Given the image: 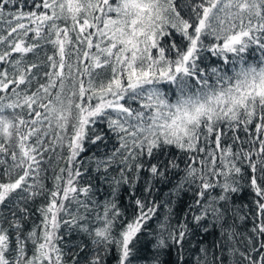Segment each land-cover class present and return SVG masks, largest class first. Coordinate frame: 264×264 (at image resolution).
Instances as JSON below:
<instances>
[{
	"label": "snow or ice",
	"instance_id": "snow-or-ice-1",
	"mask_svg": "<svg viewBox=\"0 0 264 264\" xmlns=\"http://www.w3.org/2000/svg\"><path fill=\"white\" fill-rule=\"evenodd\" d=\"M0 264H264V0H0Z\"/></svg>",
	"mask_w": 264,
	"mask_h": 264
},
{
	"label": "trees",
	"instance_id": "trees-1",
	"mask_svg": "<svg viewBox=\"0 0 264 264\" xmlns=\"http://www.w3.org/2000/svg\"><path fill=\"white\" fill-rule=\"evenodd\" d=\"M28 3L30 4L31 3V0H28ZM49 185H50V181H49ZM160 190L161 192H164V191H167V188L165 186H160ZM189 197H185V203H187ZM250 197L247 196V194H244L243 196V201L244 203H248ZM184 211V205H180L179 208H178V212L182 213ZM249 227H250V224H249ZM219 237V233L218 232H213L212 234H209L205 237V241L207 243H210L212 241H214L215 239H217ZM197 239H199V237H197ZM175 257H173L174 259Z\"/></svg>",
	"mask_w": 264,
	"mask_h": 264
}]
</instances>
